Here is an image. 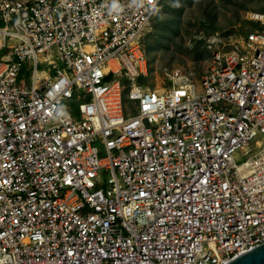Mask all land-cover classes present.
I'll return each instance as SVG.
<instances>
[{
    "label": "built area",
    "instance_id": "1",
    "mask_svg": "<svg viewBox=\"0 0 264 264\" xmlns=\"http://www.w3.org/2000/svg\"><path fill=\"white\" fill-rule=\"evenodd\" d=\"M162 0H0V264H227L264 243V11L150 80Z\"/></svg>",
    "mask_w": 264,
    "mask_h": 264
},
{
    "label": "rangeland",
    "instance_id": "2",
    "mask_svg": "<svg viewBox=\"0 0 264 264\" xmlns=\"http://www.w3.org/2000/svg\"><path fill=\"white\" fill-rule=\"evenodd\" d=\"M250 11H264V0H162L145 38L151 83L174 66L200 78L212 59L206 37L220 31L235 39L250 25Z\"/></svg>",
    "mask_w": 264,
    "mask_h": 264
},
{
    "label": "water",
    "instance_id": "3",
    "mask_svg": "<svg viewBox=\"0 0 264 264\" xmlns=\"http://www.w3.org/2000/svg\"><path fill=\"white\" fill-rule=\"evenodd\" d=\"M227 264H264V243L240 254Z\"/></svg>",
    "mask_w": 264,
    "mask_h": 264
}]
</instances>
